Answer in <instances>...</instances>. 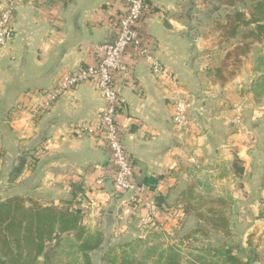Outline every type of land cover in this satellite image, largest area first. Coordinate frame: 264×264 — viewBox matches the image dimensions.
<instances>
[{"label":"crops","instance_id":"1","mask_svg":"<svg viewBox=\"0 0 264 264\" xmlns=\"http://www.w3.org/2000/svg\"><path fill=\"white\" fill-rule=\"evenodd\" d=\"M7 1L0 0V10ZM42 1L17 9L10 40L0 49V201L20 197L62 208L73 199L72 184L79 186L83 193L74 208L81 213L80 226L86 236L101 238L89 253L91 263H147L150 256L131 254L142 243L143 229L154 227L140 224L144 210L110 180L94 186L101 172H111L106 148L79 131L102 110L96 87L80 85L48 109L42 107L56 77L95 63L90 47L111 39L125 6L118 0H64L53 7ZM259 2L264 0H147L143 33L176 87L152 76L142 61L129 63L127 56L128 71L114 74L118 124L134 181L159 180L154 196L156 202L162 198L163 206L157 207L163 224L158 225L172 229L173 212L196 229L188 203L214 198L242 259L253 255L254 264H264V40L258 39L264 29L256 22L264 18L256 11ZM234 51L241 53L232 64ZM176 97L191 106L187 134L172 123ZM21 161L20 173L12 175ZM57 244L64 263L83 264L72 234ZM115 248L119 251L112 252Z\"/></svg>","mask_w":264,"mask_h":264},{"label":"built area","instance_id":"2","mask_svg":"<svg viewBox=\"0 0 264 264\" xmlns=\"http://www.w3.org/2000/svg\"><path fill=\"white\" fill-rule=\"evenodd\" d=\"M37 0H8L0 10V49L10 40L15 25V15L19 7L29 2L36 4ZM67 1V0H66ZM125 9L115 23L111 39L102 44L92 45L90 51L95 55L94 64H81L70 72L60 74L53 85L44 95L42 106L48 109L64 94L83 84L94 85L103 103L102 110L95 120L79 128L81 134L93 138L104 146L108 152L111 172H101L94 181V186H101L110 180L121 193L129 194V202L140 206L145 214L140 218L142 226L157 227L158 219L162 215L158 211L154 191L147 186L134 181V168L131 166L125 152L123 135L118 116L120 112L119 93L114 84L115 73H126L128 63L142 61L147 65L152 76L169 80L175 88L176 82L171 73L157 60L153 44L143 33L142 21L149 13L147 0H118ZM64 0H43L41 3L53 7ZM129 52V53H128ZM172 123L181 133L190 131V104L182 98L176 97L172 103Z\"/></svg>","mask_w":264,"mask_h":264},{"label":"trees","instance_id":"3","mask_svg":"<svg viewBox=\"0 0 264 264\" xmlns=\"http://www.w3.org/2000/svg\"><path fill=\"white\" fill-rule=\"evenodd\" d=\"M257 7H264V3L259 2ZM238 15L236 17L239 18ZM256 22L259 23L257 28L263 30V21ZM23 164L24 161H21L16 166L14 175L20 173ZM158 182V179L149 178L145 179L142 185L154 191ZM82 193L79 186L72 184L73 199L63 202L62 208L42 207L31 201L30 205L25 207L19 198L0 201V264H36L37 259L44 256L49 243L60 240L61 235L71 234L79 243L77 248L82 255L83 264H92L89 253L98 249L101 238L99 234L86 236V231L80 226L81 213H78L74 206L79 203L76 202V198ZM224 224L221 227L227 229ZM235 250H239V247L223 244L218 248H207L202 251L218 257L219 261L211 264L255 263L254 257L251 256L240 259L234 254ZM197 260L201 261V258ZM173 262H176V257L169 255L158 264H174ZM192 264L198 263L193 260Z\"/></svg>","mask_w":264,"mask_h":264},{"label":"rangeland","instance_id":"4","mask_svg":"<svg viewBox=\"0 0 264 264\" xmlns=\"http://www.w3.org/2000/svg\"><path fill=\"white\" fill-rule=\"evenodd\" d=\"M256 11L259 16L264 18V7L258 8ZM262 23L264 24V19ZM254 39L255 38H253V40ZM258 39L264 40V36L262 38L258 37ZM239 53L241 52H232L230 56L232 64L235 63L237 56L240 55ZM15 168L16 166H14L11 171L12 175L14 174ZM13 198L21 199L22 205L25 207L30 205V200L20 197ZM220 204L221 203L216 199L205 196L197 197L193 205L188 203V206L193 211L192 215L196 222H198L196 229H190L187 223L185 224L183 222V218L182 220H178L177 214L171 212L169 219L176 221L175 226L167 232L163 231L160 226L163 224L161 215L158 219L160 225L157 223V227L144 228V238L141 240L142 243L135 244L131 251V254L134 257L136 256L135 258L150 256L149 258H151V260L147 261V263L146 261H138L133 262V264H141L142 262H144L142 264H158V262H161L163 258L169 255L176 257V262H173L174 264H192L193 260L197 261L198 264H211L215 261H219L218 257L213 253L203 251L207 248H218L223 244L233 247L239 246L235 244L236 237L234 239L230 230L221 227V225L224 224L226 216L224 217L223 213L218 212ZM165 216L167 217V215ZM186 226L187 229L185 228ZM62 236L64 235H61V238ZM90 236H95V233H92ZM58 247L59 245L56 240L49 243L45 249L44 256L39 257L36 264H66L63 262V251L60 248L58 249ZM118 251L119 249L117 250L115 248L112 252ZM234 254L240 259L244 256L240 248L239 250H235ZM160 256H162L161 259ZM247 256H249V254ZM251 257L254 256L251 255ZM197 258H201V261H198Z\"/></svg>","mask_w":264,"mask_h":264},{"label":"water","instance_id":"5","mask_svg":"<svg viewBox=\"0 0 264 264\" xmlns=\"http://www.w3.org/2000/svg\"><path fill=\"white\" fill-rule=\"evenodd\" d=\"M157 205H159V206H163V202H162V198H161V197H159V198L157 199Z\"/></svg>","mask_w":264,"mask_h":264}]
</instances>
